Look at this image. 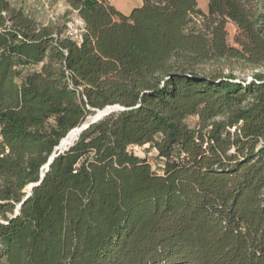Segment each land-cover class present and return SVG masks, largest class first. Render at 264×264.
<instances>
[{
    "label": "trees",
    "instance_id": "1",
    "mask_svg": "<svg viewBox=\"0 0 264 264\" xmlns=\"http://www.w3.org/2000/svg\"><path fill=\"white\" fill-rule=\"evenodd\" d=\"M63 1L79 39L0 0V264H264V73H201L264 66V0Z\"/></svg>",
    "mask_w": 264,
    "mask_h": 264
},
{
    "label": "rangeland",
    "instance_id": "2",
    "mask_svg": "<svg viewBox=\"0 0 264 264\" xmlns=\"http://www.w3.org/2000/svg\"><path fill=\"white\" fill-rule=\"evenodd\" d=\"M11 8L23 9L26 15L34 19L39 25H52L57 31H62L63 34L70 32L71 35L76 33L81 34L83 22L80 21L74 12H69L68 6L63 0H6ZM117 11L124 15H128L134 8L141 7L142 0H106ZM198 8L206 13L208 10V0H196ZM117 28H125L133 33V27L130 25L124 26L117 24ZM227 44L231 47H236L234 44V36L236 35V28L231 22H227ZM23 72L26 68H23ZM264 73V66L251 67L242 62L230 60L221 61L220 63H209L201 69V73L220 74L226 76L232 74L237 80L248 81L255 73ZM93 116V114L88 117ZM87 117V118H88ZM191 128L198 126L197 117H190L186 121ZM77 130V129H76ZM71 142V141H70ZM130 152L135 156L145 159L151 166L153 171L161 172L160 165L162 161L157 158L156 151L145 145L143 147H131ZM28 188L24 191L26 192Z\"/></svg>",
    "mask_w": 264,
    "mask_h": 264
},
{
    "label": "water",
    "instance_id": "3",
    "mask_svg": "<svg viewBox=\"0 0 264 264\" xmlns=\"http://www.w3.org/2000/svg\"><path fill=\"white\" fill-rule=\"evenodd\" d=\"M125 109L115 105V106H107L102 110H96L94 111L93 116L86 118V120L77 128L75 134L77 135L75 137V139L73 141H69L67 143V145H63L61 144V141L58 143V145L53 149L52 154L50 155V157L48 158V161L46 163V165L42 168V170L44 171V173L46 171H48L50 164L53 162V160L63 154L64 152H66L75 141L78 140L79 136L86 131L91 125L99 122L100 120H102L103 118L109 116L112 113L115 112H119V111H124ZM72 131V130H71ZM71 131L66 135V137L71 133ZM65 137V138H66ZM44 173H41L40 178H39V182L35 183V184H31L28 186V190L26 191V196L24 197V199L21 201V203L16 207L14 214L12 216L9 217V219H12L14 217H16L18 215V212L21 208V206L23 205V203L27 200V198L30 196V192L32 190V188L38 186L40 184V182L42 181L43 177H44Z\"/></svg>",
    "mask_w": 264,
    "mask_h": 264
},
{
    "label": "bare ground",
    "instance_id": "4",
    "mask_svg": "<svg viewBox=\"0 0 264 264\" xmlns=\"http://www.w3.org/2000/svg\"><path fill=\"white\" fill-rule=\"evenodd\" d=\"M75 132H76V130L74 131V132H72L68 137H66L64 140H62L61 141V144H63V145H67V143L69 142V141H73L74 139H75V137L77 136L76 134H75Z\"/></svg>",
    "mask_w": 264,
    "mask_h": 264
},
{
    "label": "built area",
    "instance_id": "5",
    "mask_svg": "<svg viewBox=\"0 0 264 264\" xmlns=\"http://www.w3.org/2000/svg\"><path fill=\"white\" fill-rule=\"evenodd\" d=\"M66 35L71 36L73 39H79L80 38V34L77 35L76 33H74V34L71 35L70 32H67ZM159 167H160V169H162V165H160Z\"/></svg>",
    "mask_w": 264,
    "mask_h": 264
}]
</instances>
